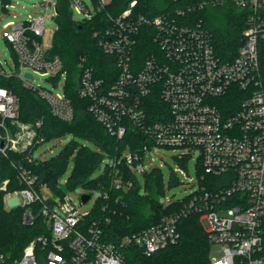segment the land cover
<instances>
[{"label":"built area","instance_id":"1","mask_svg":"<svg viewBox=\"0 0 264 264\" xmlns=\"http://www.w3.org/2000/svg\"><path fill=\"white\" fill-rule=\"evenodd\" d=\"M69 1L72 11L76 9L83 20H91L111 2L90 0L88 5L83 0ZM0 2L4 11L14 7L10 0ZM57 2L47 0L42 6L46 12L56 7L57 16ZM205 5H232L245 14L244 43L234 59L223 60L218 55L212 33L203 21L182 23L186 19L184 10L153 18L136 17L137 2L133 1L112 19L113 27L102 41L107 53L118 56L121 73L117 82L107 88L90 69H84L79 95L92 102L89 112L113 136L125 135V121L129 118L149 138V143L137 150H126L120 160H108L111 189L126 191L133 187L132 180L120 170L121 160L130 172L143 175L153 162L147 158L148 153L156 147L180 150V160L198 149L205 173L225 177L230 183L219 192L207 191L205 198H230L232 202L225 209L206 212L202 218L210 243L223 247V257L212 258L209 264H264V259L257 256L262 249L264 225V75L259 56V43L264 40V0H202L200 7ZM28 17L25 22L4 26L3 37L15 55V71L10 73L0 60V77H15L25 89L47 102L54 117L72 121L74 110L65 94V83L60 86L66 75L61 73L62 60L50 55V50L37 40L45 33L48 15ZM143 37L151 39L154 48L139 64L134 54ZM36 75L57 83L55 88L61 92L35 85ZM154 94L164 108L156 113L154 121H149L144 101ZM41 125L40 121L20 122L19 98L0 87V159L9 152L30 150ZM21 179L28 187L8 192L6 199L28 208L24 213L27 225L36 219L29 207L39 201V212L46 218L49 234L32 240L20 259L0 254V264H125L128 247H138L144 255L151 256L180 239V215L170 214L144 230L124 236L117 244L108 243L98 223L87 221L94 209L82 214L66 196L62 203L50 206L47 198L32 188L35 179L28 171L21 174ZM7 185L8 181L4 182L1 189L6 191ZM98 194V200L111 197L106 190ZM84 195L91 199L92 193L81 195L82 204Z\"/></svg>","mask_w":264,"mask_h":264},{"label":"trees","instance_id":"2","mask_svg":"<svg viewBox=\"0 0 264 264\" xmlns=\"http://www.w3.org/2000/svg\"><path fill=\"white\" fill-rule=\"evenodd\" d=\"M133 1L137 2L134 10L136 17L153 18L182 9L186 12V19H182V23L203 21L211 31L216 51L223 60L234 59L244 43L246 17L232 5L200 7L202 0H111L106 8L91 20L77 21L73 17L70 1L58 0L55 20L57 32L50 55L58 56L62 60L61 73H66L64 90L73 106V120L63 121L54 117L47 102L37 93L25 89L15 77H0V87L9 89L19 98V121L27 124L38 121L42 123L35 145L30 150L21 154L9 152L0 159V254L11 260L20 259L25 247L32 240L49 234L46 218L39 212V201L29 207L36 217L32 225L24 223L27 207L18 206L8 210L4 206V198L8 192L28 187L21 179L25 170L35 179L32 188L42 196L44 187L50 188L62 199L68 191L78 187L97 192L108 191L111 194L110 199L97 200L94 211L87 220L88 223H98L103 238L108 243L117 244L124 236L156 224L165 215H180L178 243L151 256L144 255L138 247H128L124 253L125 264H209L212 260L213 245L209 241L202 218L206 212L225 209L232 202L230 198L220 201L206 199L205 193L227 189L230 187L228 179L206 174L199 161L198 191L181 201L164 204L161 202V196L164 194L163 174L157 169L142 175L143 184L139 175L130 172L121 160L120 170L125 178L134 183L133 187L126 191L111 189L112 175L108 161L103 174L93 178V174L105 160H120L126 150L135 151L149 143V138L141 131L139 124L129 118L125 121V135L122 138L113 136L89 112L92 102L79 95L80 75L84 69H90L95 78L102 80L107 88L117 82L121 73L118 56L107 53L103 49L102 41L106 31L113 27L112 19L127 10ZM211 12L216 14H210ZM142 40L144 42H140L134 54V61L139 64L145 61L154 48L151 39L143 37ZM259 56L264 75V40L259 43ZM144 104L149 121H154L152 119L157 117L156 113L164 108V103L156 94L148 97ZM66 136L73 139L58 157L48 161L34 158L33 152L40 145ZM75 138L89 140L95 148L80 145ZM74 153V171L66 186L60 187V179ZM186 159H181L182 165L186 163ZM6 181L7 190L3 191L1 186ZM170 185H175L173 176ZM191 202L195 205L191 206ZM46 203L50 206L57 204L53 198L46 199ZM104 207L108 208L104 210ZM262 235V249L257 256L264 259V225Z\"/></svg>","mask_w":264,"mask_h":264},{"label":"rangeland","instance_id":"3","mask_svg":"<svg viewBox=\"0 0 264 264\" xmlns=\"http://www.w3.org/2000/svg\"><path fill=\"white\" fill-rule=\"evenodd\" d=\"M44 1L47 0H10L11 5H13L14 7H10L8 11H4L2 9V3L0 2V60L4 63L6 69L10 73L12 71H15V55L12 52L11 46L5 41L3 37L4 26L9 22L19 24L27 21L29 15H44L45 13H47L48 17L45 21V33L43 36L38 37L37 40L46 50H51L54 48V38L57 32V24L54 21V19L56 18V7H52L46 12L45 7L42 6ZM83 1H85L88 5H91L90 0ZM106 1L107 3H109L110 0ZM52 3L56 5V1H53ZM213 13L214 12H211L210 14ZM73 17L77 21H81L84 19V16L79 14L76 9H73ZM65 81L66 75L63 77L60 86H63V83H65ZM34 84L48 90L53 89L55 93L61 92L58 88H55L57 83L48 80L46 77L36 75V81L34 82ZM72 139L73 137L66 136L64 138L47 141L36 149L34 158L41 161H48L50 159L56 158L70 144ZM75 140L78 141L80 145L95 148L94 144L89 140H86L84 138H75ZM181 154L182 152L180 150H173L163 147H156L148 153L147 158L153 159L152 164H149L147 166L148 172L152 167L151 169H157L163 174L164 194L161 196L162 203L181 201L191 196L192 194H195L199 189L198 162L201 157L200 151L196 149L190 156L184 157L187 159L186 163H184L183 165L181 164V160L179 159ZM75 157V153L70 157L68 168L60 179V187H64L68 183L75 168ZM107 161L108 160H105L100 169L95 171V173L93 174V178H97L103 174ZM172 176L175 179V185L173 186L170 185ZM139 177L143 183V176L139 175ZM84 192L92 193V197L87 203L82 204L81 195ZM42 194L44 198L55 199L57 204H60L63 201V199L60 196L56 195L50 188L44 187L42 189ZM6 198L7 197L5 195L4 206L6 209L10 210L13 207H18L15 202L8 201ZM98 198L99 194L97 191H92L88 188L83 187H78L66 193V199L75 204V206L80 209L82 214L91 212L95 208ZM223 255V247L221 245H213L211 257L221 259Z\"/></svg>","mask_w":264,"mask_h":264},{"label":"water","instance_id":"4","mask_svg":"<svg viewBox=\"0 0 264 264\" xmlns=\"http://www.w3.org/2000/svg\"><path fill=\"white\" fill-rule=\"evenodd\" d=\"M27 77H29V78H33V76L32 75H30V74H27ZM82 199H83V202L84 203H87L88 201H89V199H90V196L89 195H84L83 197H82Z\"/></svg>","mask_w":264,"mask_h":264}]
</instances>
